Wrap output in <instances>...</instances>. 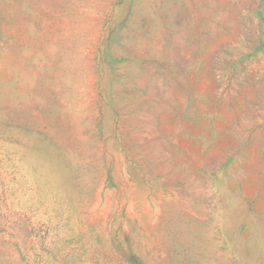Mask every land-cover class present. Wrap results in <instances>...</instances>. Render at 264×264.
<instances>
[{"label":"rangeland","instance_id":"rangeland-1","mask_svg":"<svg viewBox=\"0 0 264 264\" xmlns=\"http://www.w3.org/2000/svg\"><path fill=\"white\" fill-rule=\"evenodd\" d=\"M0 264H264V0H0Z\"/></svg>","mask_w":264,"mask_h":264}]
</instances>
